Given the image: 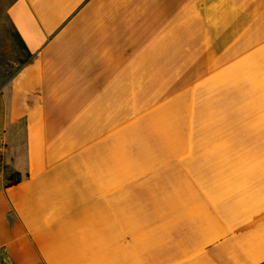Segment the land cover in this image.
Returning a JSON list of instances; mask_svg holds the SVG:
<instances>
[{"label": "crops", "instance_id": "crops-1", "mask_svg": "<svg viewBox=\"0 0 264 264\" xmlns=\"http://www.w3.org/2000/svg\"><path fill=\"white\" fill-rule=\"evenodd\" d=\"M93 1L0 0V264H262L264 0H191L156 100Z\"/></svg>", "mask_w": 264, "mask_h": 264}, {"label": "rangeland", "instance_id": "rangeland-1", "mask_svg": "<svg viewBox=\"0 0 264 264\" xmlns=\"http://www.w3.org/2000/svg\"><path fill=\"white\" fill-rule=\"evenodd\" d=\"M190 7L191 0H95L80 16L68 43H97L102 25L118 24L121 30L110 38L126 45L130 41L137 83L145 76L156 100L191 79L195 30ZM133 26L135 32L129 30Z\"/></svg>", "mask_w": 264, "mask_h": 264}, {"label": "trees", "instance_id": "trees-1", "mask_svg": "<svg viewBox=\"0 0 264 264\" xmlns=\"http://www.w3.org/2000/svg\"><path fill=\"white\" fill-rule=\"evenodd\" d=\"M262 264H264V262Z\"/></svg>", "mask_w": 264, "mask_h": 264}]
</instances>
